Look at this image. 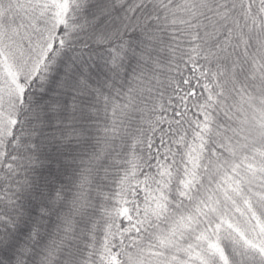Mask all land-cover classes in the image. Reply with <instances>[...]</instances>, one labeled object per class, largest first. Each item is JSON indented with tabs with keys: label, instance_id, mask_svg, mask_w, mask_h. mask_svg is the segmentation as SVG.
Wrapping results in <instances>:
<instances>
[{
	"label": "snow or ice",
	"instance_id": "1",
	"mask_svg": "<svg viewBox=\"0 0 264 264\" xmlns=\"http://www.w3.org/2000/svg\"><path fill=\"white\" fill-rule=\"evenodd\" d=\"M0 264H264V0H0Z\"/></svg>",
	"mask_w": 264,
	"mask_h": 264
}]
</instances>
